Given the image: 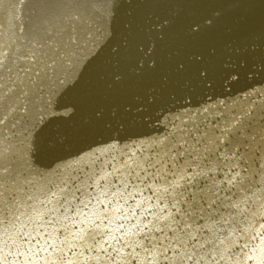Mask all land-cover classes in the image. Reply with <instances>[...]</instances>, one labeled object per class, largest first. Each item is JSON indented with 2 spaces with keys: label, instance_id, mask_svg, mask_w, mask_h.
Masks as SVG:
<instances>
[{
  "label": "bare ground",
  "instance_id": "1",
  "mask_svg": "<svg viewBox=\"0 0 264 264\" xmlns=\"http://www.w3.org/2000/svg\"><path fill=\"white\" fill-rule=\"evenodd\" d=\"M20 2L21 0H0V58H4L0 63V75L4 66H11L13 69L17 64L20 65L22 61L14 62V58L27 53L34 57L33 67L38 72L34 80L28 78L29 72L20 77L13 75L10 81L15 87L7 93H4L6 85L0 84V117L7 116L0 123V247L16 240L12 250V256L16 257L35 248L34 241H44L47 237L40 235V231L28 230L32 222L23 224L26 217L33 213H39V216L45 213L47 210L43 207L45 204L49 205L45 202L51 203L53 198L75 190L86 179L87 171L80 166L67 170L64 166H59L63 160L56 161V165L60 167L58 173L52 170L45 176L40 170L46 162L63 154L68 155L82 143L81 140L85 141L82 136L90 129L89 122L94 120L92 117L98 112L95 109H99L94 107L99 99L95 89V76L104 70L107 73L111 66L114 68L110 74H119L114 80L124 90L122 93L126 97L136 98L124 107L126 111L122 114V124L128 123L130 127L135 126L139 130L156 129L153 122L157 120H148L154 117L152 113H158L161 108L164 113L168 110L166 115L169 122L165 126L168 123L169 126L186 124L193 117L183 114L186 108L189 110L204 102L201 106L204 109L201 111L204 112L200 114L203 118L196 120V126L205 132L210 128L224 132V135L217 136L214 131H208V134L214 135L208 136L199 145H193L190 143L196 144L198 140L192 137L198 132L185 126L173 132H164L163 136L166 135L167 139L163 144L159 143L161 138L157 140L162 145L159 146L160 152L167 146L176 145L179 151L177 159L183 158V155L185 158L181 166L169 174V179L172 181L180 175L191 178L190 182L185 179L181 183V190L178 192L193 200L190 206H179L181 216L187 219L186 226L190 227L186 230L218 229L220 219L237 198L245 199L246 195L255 193L257 187L258 192L264 190V167L257 169L256 165L258 156L264 155V147L258 148L262 145H259L261 140L257 136L264 131V89L262 92L258 91L257 97L256 93H252L246 98L248 104L252 102L249 101L252 97L257 99H254L250 109L240 111L242 115L239 117L235 113L232 119L233 111L228 108L214 114L208 111L213 95L223 91L227 86L226 81L234 89H239L245 82L251 83L243 90L249 88L251 92L256 88L253 86L256 79L264 78V41L258 39L264 32V0H23L20 5L24 13L23 26L21 32H18L21 21L16 13ZM208 18L210 24L203 26ZM116 31H120L116 51L123 55L127 53L129 58L124 62L115 61L114 64L106 62L103 56L101 60L100 55L111 46L110 42ZM134 33H140V39L133 41ZM104 39L106 42L98 47L97 53L94 52ZM32 43H39L40 47L33 48ZM4 48L7 51L5 54L4 51L2 53ZM213 58L215 60L212 63ZM217 60L220 63L214 66ZM181 61L184 69L177 72L174 66ZM259 66H262V71L255 74ZM197 67H210V71L206 76L203 72L198 75L195 71ZM230 67L235 69H228ZM221 69L227 71L222 72ZM229 70L232 79L226 78ZM218 71L222 73L215 81L216 78L212 76ZM237 72L239 75L235 77ZM29 79L33 82L30 83ZM17 81H21L20 86ZM21 85L25 91L23 111L20 109L18 96ZM259 87H264V82ZM85 93H88L87 96ZM191 93H194V99L201 94L202 99L189 104L193 99L187 100ZM54 97L56 102L52 106ZM71 108L75 113L69 115ZM110 109L115 110V107L111 105ZM216 121L219 123H214ZM50 125H55V129L50 128ZM153 126L154 128H147ZM34 131L36 148L31 159L28 156V140ZM142 133L144 132L129 130L121 138L106 141V145L122 148L125 143L137 141ZM239 134L242 136L239 137ZM53 142L60 145L54 153L49 151ZM103 142L92 145L89 150L103 145ZM210 142L219 144L217 152L214 151L215 148L207 146ZM257 143L255 153L256 148H252ZM250 144L253 146L248 148ZM204 146L205 154L199 160L197 150L200 151ZM88 147H82L81 152L88 151ZM171 159L170 164H173ZM206 160L212 163L211 170L207 171L211 172L210 176H205L207 172L203 169L208 164ZM160 161L165 165L169 164L166 160ZM33 168L39 171L29 173ZM198 171L201 173H196ZM31 175H36L34 184L25 187V180ZM50 177H53V181L47 183L45 179ZM213 182L218 184L212 189ZM32 190L37 191V203L29 199L34 196ZM176 199L180 202L178 197ZM207 222L211 224L205 225ZM225 226L232 228L236 224ZM180 230L177 235L184 233L183 228ZM218 232L221 234L218 236L220 240L215 237ZM230 234L217 230L212 236L201 237V241H180L179 239L185 238L174 237L171 247L173 252L157 264H200L202 253L211 245L212 248H228L231 244ZM218 263L220 264L219 261Z\"/></svg>",
  "mask_w": 264,
  "mask_h": 264
},
{
  "label": "rangeland",
  "instance_id": "2",
  "mask_svg": "<svg viewBox=\"0 0 264 264\" xmlns=\"http://www.w3.org/2000/svg\"><path fill=\"white\" fill-rule=\"evenodd\" d=\"M22 1L23 0H21V2ZM21 2L20 4L18 3L19 8L16 13L19 17V21H21V24H19L17 29L18 32H21L23 26L22 20L24 13L20 9ZM208 24H210L209 18L203 22V26ZM120 31L114 32V39L112 38L113 41L111 40L112 43L110 42L111 46L109 45L110 48L108 47V49L101 53V60L104 57L103 59L106 60V62L109 63V61H111L116 64L115 61L124 62L129 58L127 53L123 55L122 52L116 51L119 47L116 48L115 45L118 42L117 38ZM258 39L264 41V32L258 36ZM106 40L104 39L101 41L94 52H98V47L104 44ZM12 41H14V39H12ZM32 47L39 48L40 44L32 43ZM6 52L7 51L4 48L2 53L5 54ZM96 53H93V55ZM114 58L116 59L114 60ZM15 60L22 62L20 65L16 63V68L11 69V66H4L1 70L3 74L1 73L0 75V84L4 83L6 85V89L4 90L6 92L4 93H7L8 90L15 87L10 81L13 75H18V77H20L24 76L26 72H29L30 75H28V78L31 77L34 80L38 72V70L33 67L35 64L33 62L34 57L31 53L17 56L14 58V62ZM214 60L215 58H213L212 63ZM3 61L4 58L1 57L0 63ZM219 63L220 61L217 60L214 63V66H218ZM260 67L262 66L258 67V71L256 70L255 74L262 71V68ZM112 68L114 67L111 66V68L107 70V73L104 70L95 76V89L99 99L94 107L97 106L96 108L99 107V109H95L98 110V112L92 117L94 120L89 122L90 129L84 134V136H82L85 141L81 140L82 143L73 148L74 150L68 155L63 154L57 157L59 159L55 157L51 161L46 162L44 168L40 170L44 172L43 174L46 176L50 174L52 170V172L56 171L58 173L59 166H64L65 170L70 169L73 166H80L84 171H87L86 179L75 190L65 192L63 193V196L60 195L55 197L56 199L53 198L51 203L45 202L49 204L47 206L45 204L43 207H46L47 211L45 213L40 216L38 215L39 213H33L34 215L31 214L26 217L25 221H27H24L23 224H27L29 221L32 222L29 224L30 226L28 230L33 231L36 229V231L42 233L40 235L46 236L47 238L42 242L41 240L43 239H40V244L37 241H34L35 248L28 249V252H25V254L21 255V253L19 254L18 252H15L16 254H19L16 257L12 256V250L16 245V240L7 246L0 247V264H85L86 262V264H157L158 262L161 263L162 260L166 258L167 254L173 252L171 247L175 241L174 237L185 238L179 239L180 241L190 239L201 241V237L204 235L208 237L212 236L217 230H223L226 234L231 233V237L229 238L231 244L228 248H212L211 245L209 249L202 253L203 258L201 257L202 259L200 260H202L201 262L203 264H219L218 261L220 264H264V190L260 189L261 192H258L259 187H257L258 190L255 193L253 192L250 195H246L245 199H242L241 197L237 198L233 202V206L227 208L225 212L226 214L220 219L221 224H218L220 227L216 230L213 228L204 230L203 228H200L188 231L186 229L190 227L185 224L187 219L180 214V205L184 204V206H190L193 204L191 197L178 194L181 190V183L185 179V181L188 180L190 182L191 178L187 179L186 175H180L174 177L172 181H170L169 178H171V176L169 174L175 172L176 168L181 166L182 161L183 159L185 160V158L183 155V158L177 159L179 151L177 149L178 146L176 145L167 146L160 152L159 146L162 145L159 143L163 144L167 139L166 135L163 136L164 132H173L176 129L184 128L185 126H189L193 128L194 131L198 132V134H195L197 137L195 135L192 137L196 139V141L198 140V144L196 141V144L194 142L190 143L193 145H199V142H203L208 136L214 134H217V136L221 134L224 135L223 130L216 131L215 128H210L208 131H214V134H208V131L205 132L204 129L196 126V120L203 118L200 114L204 112L201 111L204 110L201 108L204 102H202L201 105L193 106L189 110L186 108V111H184L183 114L193 115L191 121L186 124L169 126L168 123L167 126H165V124L169 122L167 121L168 115H166L168 114V110L164 113V109L161 108L162 110H157L159 111L158 113H152V115L154 114V117L148 120L150 122L157 120L156 122H153V125L157 126L156 129L139 130L138 127H130L128 123L122 124V114L126 111V108L124 107L130 103L129 101L136 98L126 97V94L122 93L124 90L119 82L116 83V80H114L119 77V74L116 72L110 74ZM228 69H235V67H230ZM33 70L35 71L32 72ZM221 71L223 72L227 70L221 69ZM221 71H218L216 75L212 76L214 79L216 78L215 81L221 76ZM229 72L231 73V70L228 71L226 78L232 79L230 78ZM238 75L239 73L237 72L235 77ZM33 80L29 79L28 81L31 83ZM17 82H19V85L21 81ZM261 82H264V78H262V80L256 79V82L253 85L256 86V88H253L254 90H251L250 92L249 88L245 91L243 90L246 87H249L248 85L251 83L245 82L242 86H239V89H234L226 81L225 85L227 86L224 85L225 87L223 88V91H219L220 95L219 93L213 95L214 98L210 102V108L208 111H212V114H214V112L219 113L218 110L228 108V110L233 111L232 119L235 113H237V117L241 116L242 113L240 111L250 109V106L253 105L252 102L254 99H257L252 97L253 99H249V101L252 102L248 104L246 98H249L252 93H256L257 97L259 92H262L264 89V87H259ZM21 86L22 89L18 96L21 102L20 109L23 111L25 91L23 90V85ZM87 94L88 93H85L86 96ZM193 94L194 93H191V95L188 96V101L193 98ZM199 95V97H196L195 99L193 98L188 103L192 104L194 101L201 100L202 95ZM55 97L52 100V106H54L56 102ZM111 105L115 107V110H109ZM117 107H119L118 113ZM74 111L75 110L71 108L68 114H74ZM88 111L91 110L88 109ZM128 113L130 114V112ZM204 117L208 116L204 115ZM6 118L7 116L5 115L0 117V123H3ZM214 123L219 122L216 121ZM50 126V128L55 129V125ZM154 126L147 128H154ZM162 127L164 129L161 130ZM129 130L142 131L144 133L140 135V138L137 141H132L129 144L125 143L122 145V148H112L111 144L106 145V141L110 142V140H114L115 138H121ZM160 130L161 132L156 134ZM34 134L35 131L28 140V150H30L28 151V156L31 159H33V153L36 148L34 144ZM243 135L246 134L243 133ZM240 136H242V134H239V137ZM257 136H259L261 140L259 145H262L258 148L264 147V131L258 133ZM145 139L150 143L145 141ZM159 139L160 141L158 143L157 140ZM155 141L158 144L154 145V148H152ZM99 142H103V145L89 150V148L93 147L92 145ZM30 143H33V145L31 146ZM257 145L258 143L255 146L250 144L248 145V148L253 146V150ZM86 146H89L87 148L88 151L82 150L81 152L80 149L82 147L85 148ZM207 146H211L213 149L215 148V152H217L219 148V144L216 142H210ZM203 148H205V146L202 147L200 151L197 150L199 155L197 158L199 160L200 157L205 154ZM258 148H256V151L254 150L255 153ZM219 151H221V153L223 152L222 149H219ZM157 155L160 160H166L169 164L167 163L165 165L162 163V161L158 160L159 158ZM217 156L219 157V155ZM217 156L215 157L216 159L218 158ZM169 158H172L171 160H173V164H170ZM176 159L177 161H175ZM58 160L59 162L63 160L59 166L56 165L58 164L56 163ZM211 161L206 160L208 164L204 165L203 168L206 170L205 173L211 170ZM252 162L255 164L254 159ZM49 164L50 166H48ZM256 165L257 169L264 167V155L258 156ZM34 169L35 168L29 170V173L39 171ZM208 172L205 176H210L211 172ZM196 173L200 174L201 172L198 171ZM35 176L36 175H31L26 178L24 186H33ZM53 177L45 179V181L47 180V183H51ZM163 177L166 178L162 179ZM217 184L218 183L213 182L211 185L212 189ZM32 191H34V196H30L29 199L36 202L35 195L37 191ZM176 197L180 199V202ZM188 198L190 199L187 200ZM23 200L24 199H22V201ZM35 217L38 218L35 219ZM230 223H235L236 227L233 226L232 228H229L228 226H225ZM208 224H211V222H207L205 225ZM182 228L184 229V233L182 235H177L181 232L180 229ZM220 235V232H218L215 237H220ZM219 237L218 239L220 240ZM206 255L207 258H205Z\"/></svg>",
  "mask_w": 264,
  "mask_h": 264
},
{
  "label": "snow or ice",
  "instance_id": "3",
  "mask_svg": "<svg viewBox=\"0 0 264 264\" xmlns=\"http://www.w3.org/2000/svg\"><path fill=\"white\" fill-rule=\"evenodd\" d=\"M165 19H167V18L165 17ZM197 27H199V25H197ZM132 39H133V41L140 39V33H134ZM174 67H175V70H176L177 72H182L183 69H184V64H183V62L181 61L180 63L175 64ZM195 71L197 72L198 75H199L201 72H203L204 75L206 76L207 73L210 71V67H204L203 69H201L200 67H197V68L195 69ZM59 147H60L59 144L53 142V145H52V147L49 149V151L52 152V153H54V152L57 150V148H59Z\"/></svg>",
  "mask_w": 264,
  "mask_h": 264
}]
</instances>
